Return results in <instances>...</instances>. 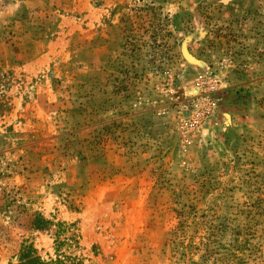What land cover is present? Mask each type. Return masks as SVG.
<instances>
[{"label":"rangeland","instance_id":"374dc122","mask_svg":"<svg viewBox=\"0 0 264 264\" xmlns=\"http://www.w3.org/2000/svg\"><path fill=\"white\" fill-rule=\"evenodd\" d=\"M30 247L264 264V0H0V264Z\"/></svg>","mask_w":264,"mask_h":264},{"label":"trees","instance_id":"16d2710c","mask_svg":"<svg viewBox=\"0 0 264 264\" xmlns=\"http://www.w3.org/2000/svg\"><path fill=\"white\" fill-rule=\"evenodd\" d=\"M63 223L59 225V227H62ZM66 256H60L57 254V257L55 259H49L45 260L41 256H39L35 249L29 248L26 256L22 255L20 259V264H68L66 261Z\"/></svg>","mask_w":264,"mask_h":264}]
</instances>
